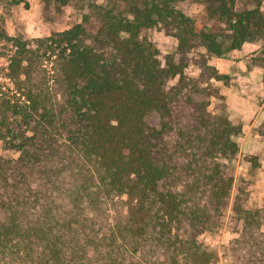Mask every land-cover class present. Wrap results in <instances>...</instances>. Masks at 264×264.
<instances>
[{
    "label": "trees",
    "instance_id": "16d2710c",
    "mask_svg": "<svg viewBox=\"0 0 264 264\" xmlns=\"http://www.w3.org/2000/svg\"><path fill=\"white\" fill-rule=\"evenodd\" d=\"M180 1L93 3L32 39L0 17V59L13 47L0 65V140L20 153L0 157V264H208L217 255L203 236L227 218L229 264H264V200L248 206L250 179L237 177L242 126L203 99L225 77L210 58L246 42L264 51V0L241 12L198 0L225 39ZM154 27L177 42L162 59L141 38Z\"/></svg>",
    "mask_w": 264,
    "mask_h": 264
},
{
    "label": "rangeland",
    "instance_id": "374dc122",
    "mask_svg": "<svg viewBox=\"0 0 264 264\" xmlns=\"http://www.w3.org/2000/svg\"><path fill=\"white\" fill-rule=\"evenodd\" d=\"M103 2L105 0H67L64 4L55 0H0V17L11 36L22 35L32 39L70 28L90 11L91 4ZM257 5V0H236L235 10L241 12ZM260 7L264 11V1ZM178 8L188 16L199 19L207 30L221 39L229 36L227 26L202 2L183 0L178 3ZM141 38L153 45L161 59L176 49L175 38L157 27L143 31ZM5 50L0 65L6 69L13 47L7 44ZM198 52L202 50L193 52L190 57L198 56ZM209 64L215 66L225 77L211 81L219 89L220 95L205 96L203 99L208 102V108L213 114L226 115L242 126L237 177L250 179L248 206L260 207L264 200V136L257 133V130L264 124L263 42H246L240 49L231 50L222 57L210 58ZM190 68L195 70L194 64ZM0 80L8 82L4 76ZM19 155L17 150L5 149L0 140V157L17 158ZM251 158H255L257 164L254 175H249ZM231 222L227 218L218 231L203 236L202 243L217 255L208 264H229V259L224 255V247L235 236Z\"/></svg>",
    "mask_w": 264,
    "mask_h": 264
}]
</instances>
